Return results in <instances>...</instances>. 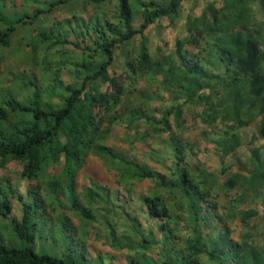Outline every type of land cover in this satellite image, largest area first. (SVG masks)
<instances>
[{
	"label": "trees",
	"instance_id": "16d2710c",
	"mask_svg": "<svg viewBox=\"0 0 264 264\" xmlns=\"http://www.w3.org/2000/svg\"><path fill=\"white\" fill-rule=\"evenodd\" d=\"M184 1L0 0V169L32 183L0 179L25 242L0 240V264H264V142L223 163L244 129L264 139V0L206 1L173 49L151 47L144 31ZM91 157L113 185H78Z\"/></svg>",
	"mask_w": 264,
	"mask_h": 264
},
{
	"label": "rangeland",
	"instance_id": "374dc122",
	"mask_svg": "<svg viewBox=\"0 0 264 264\" xmlns=\"http://www.w3.org/2000/svg\"><path fill=\"white\" fill-rule=\"evenodd\" d=\"M206 1H212V0H185L182 4V10L181 14L179 15L180 18L175 21L174 23H171L167 19L160 20L157 24L149 27L144 31V36L147 38L148 44L151 47L154 46H160L162 50L169 51L173 49L175 41L177 38L183 37L186 35V31L184 28V21L186 15L194 14L199 15L202 11V8L205 5ZM219 3V0H216ZM59 15L58 12L53 14L51 16L52 19H56ZM28 38H24V41H27ZM14 41V39H13ZM138 42V38L136 37L134 40V43L136 44ZM17 47L11 48L12 52H15V56L11 55L9 50H4L3 53L9 54L10 58L7 60V65L11 66L13 69L12 71H22L24 66L20 63V61L17 60V57L19 59H24V52L22 50L17 51ZM21 57V58H20ZM118 61V59H116ZM119 63V62H118ZM19 64V65H18ZM4 66L1 67L0 72L2 71ZM110 73L112 72V69H109ZM2 84V83H0ZM143 83H140L142 85ZM105 86H103L102 90H104ZM23 97V96H22ZM24 98V97H23ZM196 130V131H195ZM194 130V133H190L189 137L197 135L198 131L200 130L199 126H196ZM258 126L253 125L250 126L242 131L243 135V144L242 146L235 151V153L230 156L224 158L225 165H230V170L228 171V174L231 172H234L236 170V167H242L244 166L246 162V158L249 155V150L253 146H258L264 142V139L258 137ZM124 134L123 127L118 126L112 133L111 139L109 140V143L113 140H117L118 138H122ZM252 136H256V139L252 142L251 138ZM117 146H124V141H118L116 142ZM137 148V147H136ZM134 148V152L136 150ZM143 148L139 147L138 151L142 152ZM212 158L209 160L205 159V162H207V165L211 168H214L217 164L218 159ZM19 166L15 162H10L7 164L5 169H0V179H7L9 183L15 187L18 193L25 194L26 193V187L32 184L31 182L27 180L19 179L17 172L19 171ZM227 174V175H228ZM227 176H222V178H225ZM94 180L96 182L101 183L102 185H113L114 177L112 172H108L100 163V161L94 157L89 158L87 161V164L84 166L83 170L77 177V183L78 185H83L88 180ZM223 181V179H221ZM144 185V184H143ZM1 196V193H0ZM258 209L260 211H263L264 205L261 203L258 204ZM14 213V212H13ZM16 217H20V213L15 212ZM11 217L10 215H2L0 214V240L2 241L3 245L6 247H12V248H22L25 246V242L23 240H20L16 238L12 232L11 227ZM235 237H237V233L234 234ZM50 242L49 237L45 241V246ZM89 248V247H88ZM37 252L40 251V248H34ZM44 252L52 255V256H60L61 248H43ZM101 251V252H109V249L100 245L98 241H95L91 246L89 251ZM112 254V253H111ZM111 263L113 264H124L122 259L119 260H111Z\"/></svg>",
	"mask_w": 264,
	"mask_h": 264
}]
</instances>
